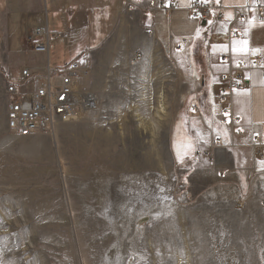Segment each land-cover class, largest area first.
Returning a JSON list of instances; mask_svg holds the SVG:
<instances>
[{"label": "rangeland", "instance_id": "374dc122", "mask_svg": "<svg viewBox=\"0 0 264 264\" xmlns=\"http://www.w3.org/2000/svg\"><path fill=\"white\" fill-rule=\"evenodd\" d=\"M17 1L0 0V264H264L257 173L221 198L196 173L201 161L184 160L201 141L180 148L195 140L203 90L186 35L202 27L189 0H166L176 10L158 13L155 27L149 0H69L53 12L44 0ZM46 12L62 35L51 62L75 66L78 90L95 101L53 135L19 137L7 128L5 90L34 62L29 37ZM162 31L173 36L165 49L187 44L163 50Z\"/></svg>", "mask_w": 264, "mask_h": 264}, {"label": "crops", "instance_id": "0c3cea01", "mask_svg": "<svg viewBox=\"0 0 264 264\" xmlns=\"http://www.w3.org/2000/svg\"><path fill=\"white\" fill-rule=\"evenodd\" d=\"M21 1L25 2V0H18V4ZM44 1H47L48 5L46 6L52 12L53 8L71 6L69 0ZM44 1L39 0V4ZM79 1L77 2L79 3ZM88 2L92 1L88 0ZM170 3L173 6L170 12H173L176 10V6L174 3ZM191 3L192 0H189L186 7L189 14ZM85 4L83 2L80 5ZM221 5L223 17L220 21L207 27L203 26L201 22L202 30L195 34L194 27L193 30L186 33L187 36L192 35L193 42L190 45L189 53L193 71L196 73L199 69L201 72L202 66H204L203 73H200L203 90L195 95L196 97L194 96L199 98L197 102L201 109L199 117L192 118L190 123L195 140L185 141L180 148L183 151H188V148H195L196 143L201 141L198 143L199 151L195 152L197 158L186 154L184 160L187 165L196 163V160L201 161L195 165L196 173L202 174L204 178L209 177L212 183L219 184L214 191L218 197H229L239 183L241 185L246 177L249 179L251 174L257 173V177L253 181L255 184L253 195L264 198V158L258 157L253 149V137L260 135L264 138V20L259 19V14L264 12V5H260V0H221ZM158 13H161L159 18H162L164 11L146 14V20L151 27H155L154 18ZM164 15L166 16L165 13ZM75 17H79V14H76ZM54 24L53 21V27H55ZM68 37L70 38V36ZM155 37L161 48L171 53L174 51L172 44L181 42H172L169 49H165L163 43L167 45L169 39L173 41V36L162 31L161 35L156 32ZM241 41L248 42V51L238 52L235 50ZM196 49L198 53L195 58L193 51ZM27 53L32 55L34 62L30 64L22 62L21 64L30 67L34 72L43 73L48 63L55 67L49 58L50 55L38 54L33 51H27ZM250 57H259L260 64L256 68L248 64L247 68L243 70L242 77L245 79V86L231 92L229 102L231 114L229 119L223 122L220 93L222 87L228 84L223 80V77L231 72L237 63L248 62ZM231 115L232 122L230 121ZM200 122L203 123L206 130L203 126L202 129L199 127ZM239 130L241 131L240 135L237 133ZM184 134H188V131ZM196 138L199 141H196ZM217 138L225 141V144L220 147L215 146L214 141ZM205 151H210L212 160H209V165L201 159L206 158L203 154Z\"/></svg>", "mask_w": 264, "mask_h": 264}, {"label": "built area", "instance_id": "2783aa9c", "mask_svg": "<svg viewBox=\"0 0 264 264\" xmlns=\"http://www.w3.org/2000/svg\"><path fill=\"white\" fill-rule=\"evenodd\" d=\"M264 2V0H260ZM150 12L165 11L173 8L166 0H149ZM221 0H192L189 8L192 17L204 21L205 27L214 25L223 17ZM66 8H63L65 11ZM45 19V18H44ZM48 13L43 25L35 26L30 34V42L34 43L33 52L48 55L52 41L59 40L61 33H53L48 24ZM264 20V12L259 14ZM28 38V39H29ZM187 44L186 40L175 43V48ZM258 67L259 57H250L248 62L237 63L236 67L223 77L228 84L223 86L220 93L223 122L229 119L230 95L234 89H242L245 79L242 72L247 65ZM78 71L75 66L52 67L49 63L43 73H36L30 67L22 68L15 82L7 85L6 93V124L8 130L19 137H32L39 134L53 135L62 124L68 123L82 115L85 106V93L78 90ZM230 121H233L232 115ZM239 135L241 131L237 132ZM214 145L221 146L218 139ZM255 154L264 158V138L260 135L253 137Z\"/></svg>", "mask_w": 264, "mask_h": 264}, {"label": "bare ground", "instance_id": "6f19581e", "mask_svg": "<svg viewBox=\"0 0 264 264\" xmlns=\"http://www.w3.org/2000/svg\"><path fill=\"white\" fill-rule=\"evenodd\" d=\"M85 98H86L85 99L86 101H85V106H83V110L81 112L82 115H79L78 117L69 121L68 123L78 121L83 116V114L86 113L91 108L92 105H90V104H91L92 100L94 99V96L92 95V93H85ZM94 101H95V99H94ZM65 124H67V123H65Z\"/></svg>", "mask_w": 264, "mask_h": 264}, {"label": "snow or ice", "instance_id": "6c2138e0", "mask_svg": "<svg viewBox=\"0 0 264 264\" xmlns=\"http://www.w3.org/2000/svg\"><path fill=\"white\" fill-rule=\"evenodd\" d=\"M216 2L219 3V0H216ZM247 45H248L247 41H241L240 45L235 50L238 52H246L249 50Z\"/></svg>", "mask_w": 264, "mask_h": 264}, {"label": "trees", "instance_id": "16d2710c", "mask_svg": "<svg viewBox=\"0 0 264 264\" xmlns=\"http://www.w3.org/2000/svg\"><path fill=\"white\" fill-rule=\"evenodd\" d=\"M197 53H198L197 49L193 51V54H194L195 58L197 57V55H196Z\"/></svg>", "mask_w": 264, "mask_h": 264}, {"label": "water", "instance_id": "95a60500", "mask_svg": "<svg viewBox=\"0 0 264 264\" xmlns=\"http://www.w3.org/2000/svg\"><path fill=\"white\" fill-rule=\"evenodd\" d=\"M205 23H204V21L202 22V25H204Z\"/></svg>", "mask_w": 264, "mask_h": 264}]
</instances>
